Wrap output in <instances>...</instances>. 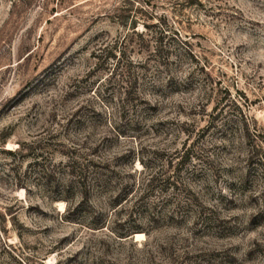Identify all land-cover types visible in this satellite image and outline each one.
Returning a JSON list of instances; mask_svg holds the SVG:
<instances>
[{
    "label": "rangeland",
    "instance_id": "1",
    "mask_svg": "<svg viewBox=\"0 0 264 264\" xmlns=\"http://www.w3.org/2000/svg\"><path fill=\"white\" fill-rule=\"evenodd\" d=\"M142 19L165 30L163 67ZM251 152L264 0H0V264H264ZM77 154L107 163L81 207Z\"/></svg>",
    "mask_w": 264,
    "mask_h": 264
},
{
    "label": "trees",
    "instance_id": "2",
    "mask_svg": "<svg viewBox=\"0 0 264 264\" xmlns=\"http://www.w3.org/2000/svg\"><path fill=\"white\" fill-rule=\"evenodd\" d=\"M144 4L147 5L146 3ZM118 7L119 8H117L118 9L117 12H126V9L123 8L124 7L123 2L120 3ZM155 17L156 15H153L152 19H155ZM139 22L140 21L136 22V20L130 22L129 27L132 30L131 32L133 33V35L136 36V38L140 43L142 44L146 43L145 51L148 52V56H149L148 58H152V60L155 62V65L157 67H161V66L163 67V65L165 64V60L167 59L165 58L166 56L163 57L162 48L164 47L161 45L162 40L165 39L166 36L165 34L162 35V33L165 30L157 29L156 28L157 26L155 24L146 25L143 23L144 21L142 19L141 26H143L144 30L138 33L135 31V28H136V23ZM145 30L148 31V35H149L148 39L144 38L145 36L143 35V33ZM150 43H151V50H149ZM104 48L106 47H103L102 51L98 49L96 52L92 53V57L96 61V64H99L100 60H103L105 62L110 61V63H108V71L111 70V72L109 73L115 75V72H117V69L119 68L118 62H120L119 60H121L123 53L120 50H115V47H112L114 49L113 53L112 52L105 53L106 51L104 50ZM119 72L122 73V70L120 69ZM241 127L243 129L245 125L242 123ZM19 150L21 149H18V151ZM3 152L11 156L14 155L15 153V151H10V150H3ZM35 159L36 158L34 157L33 160ZM85 160L87 159L83 158L82 155L80 154L74 156L69 155L68 157H66V162L63 166L66 172V176L68 177V179H66L64 184L69 183L71 185L74 184L76 186L75 189H77L76 192L79 196V202H78V205H80L79 207H81L83 204L88 202L89 194L95 188V186H97V183L103 180L104 170L107 169L106 162L99 163V161L94 162L92 160H89L86 163H83ZM247 161H248V166L251 165L255 166L260 171V173L264 175V152H262L261 154H257L256 152H251ZM32 164L34 166L38 165L37 161H33ZM242 178L246 179L245 177ZM150 180L151 177L149 178L148 183L150 182ZM62 188L65 190L68 189L66 185H63ZM55 200H62L63 202L67 203L68 199L67 197H59ZM76 210L77 209L75 206L74 207L68 206L66 208V214H73L76 212Z\"/></svg>",
    "mask_w": 264,
    "mask_h": 264
},
{
    "label": "bare ground",
    "instance_id": "3",
    "mask_svg": "<svg viewBox=\"0 0 264 264\" xmlns=\"http://www.w3.org/2000/svg\"><path fill=\"white\" fill-rule=\"evenodd\" d=\"M140 237H142V235H137V236H136L137 239L140 238Z\"/></svg>",
    "mask_w": 264,
    "mask_h": 264
}]
</instances>
